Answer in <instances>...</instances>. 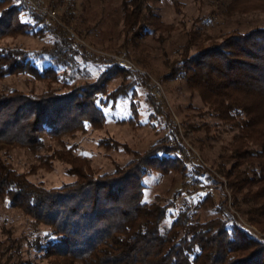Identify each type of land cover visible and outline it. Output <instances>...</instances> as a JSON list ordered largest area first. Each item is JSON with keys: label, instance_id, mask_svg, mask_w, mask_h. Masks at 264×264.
Here are the masks:
<instances>
[{"label": "trees", "instance_id": "trees-1", "mask_svg": "<svg viewBox=\"0 0 264 264\" xmlns=\"http://www.w3.org/2000/svg\"><path fill=\"white\" fill-rule=\"evenodd\" d=\"M44 1L50 8L65 3ZM151 2L158 0H120L122 31L131 39L159 23ZM238 2L264 8V0H232ZM26 11L29 17L23 20ZM62 23L77 37L91 30L81 15L71 13ZM22 35L52 37L40 49L5 43L8 37ZM219 39L188 42L162 79H184L208 114L233 132L218 167L227 180L234 213L216 203L210 191L193 206L187 196L178 201L181 194L191 198L200 189L192 186L175 191L170 199L157 194L144 200V181L151 173L170 175L171 187L183 177L196 185L202 175L219 183L205 168L190 164L191 152L176 126L143 152L100 142L130 155L109 171L100 173L91 159L75 155V145L68 144L67 137L85 132L87 126H103L102 105L146 82L137 83L113 58L87 55L64 27L51 24L23 0H0V204L48 229L44 237L28 240L15 237L12 226L2 225L0 264H28L22 255L31 250L40 251L49 264H264V243L244 231L237 216H245L264 233V26L233 29ZM192 46L195 52L189 54ZM89 61L103 68L93 80L77 81L81 64ZM18 75L44 82V90L1 86L7 76ZM116 78L121 84L109 91L108 84ZM148 102L152 117H161L157 98L153 95ZM136 107L131 104V116L118 123L134 125ZM191 132L184 129L187 137ZM19 150L30 153L34 161L24 172L11 162L12 153ZM54 161L67 164L74 180L48 188L29 179L39 167L51 169ZM201 207L222 217H192Z\"/></svg>", "mask_w": 264, "mask_h": 264}, {"label": "rangeland", "instance_id": "rangeland-1", "mask_svg": "<svg viewBox=\"0 0 264 264\" xmlns=\"http://www.w3.org/2000/svg\"><path fill=\"white\" fill-rule=\"evenodd\" d=\"M152 6L153 14L159 22L154 25L156 27L161 25L164 28L157 30L151 25L147 33L134 40L131 39V35H125L122 31L120 0H72L68 11L64 12L63 6L58 8L61 22L72 13L76 17L83 16L86 24L91 26L87 35L84 33L82 37H77L72 30H68L67 33L65 31L66 35L70 37L72 34L73 39L83 44L87 55H93L94 58H113L122 54L144 72L142 80L146 82L145 87L137 84L138 86L126 95H119L114 101L102 105L104 125L95 128L87 126L85 132L79 131L71 136L72 138L67 137L68 144L75 145L73 150L75 155L91 159L93 167L102 173L112 170L115 164L126 162L130 155L122 148L105 147L100 142L113 141L120 146H128L131 150L143 152L160 140L171 127L176 126L185 146L191 152L190 164L205 168L219 179V183L214 184L206 175H202L196 185H192L190 177L188 179L183 177L171 187L170 175L151 173L144 181V200L151 201L157 194L170 199L175 191L184 188L187 191L192 186L200 189L191 198L184 193L181 194L178 201L187 196L193 206L197 198L201 199L210 191L216 203L221 204L228 213H234L230 206L232 198L227 180L219 174L218 167L220 158L228 152L233 132L223 129L219 121L208 114L198 94L187 87L184 79L164 80L162 76L167 75L175 66V61L181 57L184 47L191 40L197 42V45L207 38H217L220 41L221 35L230 30L247 31L255 26H264V8L250 6L248 8L240 3L233 4L232 0H158ZM27 12L21 14L23 20L28 19ZM51 37L22 35L16 38L8 37L5 43L21 45L27 49H40L50 44ZM124 43L126 46L122 48ZM194 52L195 48L190 47L189 54ZM102 68L103 65L90 61L83 63L76 74V80H93ZM128 71L133 77L132 71ZM119 84L120 78L112 80L108 84V90L113 91ZM1 86L23 91L32 89L39 93L44 90L45 83L29 75H18L7 76ZM152 86L159 87V96L154 93ZM152 94L160 102V110L163 113L161 117H152L153 108L148 102L150 97H153ZM131 104L137 105L138 115L135 124L132 126L119 124V120L131 116ZM186 128L192 131L188 137L184 135ZM11 162L19 171L24 172L34 161L30 153L19 150L12 153ZM67 169V164L54 161L51 169L39 167L29 179L34 183H43L48 188L58 187L74 180L75 176L69 174ZM193 216L207 220L221 215L201 207L195 210ZM237 216L242 229L264 243V233L249 223L245 216L241 214ZM169 222L170 219L167 218L166 224ZM2 225L5 228L12 226L15 237H26L28 240L36 236L44 237L48 233L47 227L34 224L32 219L21 211L9 208L5 204H0V240L5 238ZM23 244L25 247L26 242ZM40 255V251L31 250L23 252L22 256L28 264H49L47 259L41 258Z\"/></svg>", "mask_w": 264, "mask_h": 264}, {"label": "built area", "instance_id": "built-area-1", "mask_svg": "<svg viewBox=\"0 0 264 264\" xmlns=\"http://www.w3.org/2000/svg\"><path fill=\"white\" fill-rule=\"evenodd\" d=\"M24 3L35 13L40 14V15H44L46 16V18L51 22V23H55V25H60L62 27H64V30L67 31L70 30L68 28H66L63 23L61 22L60 18H59V10L58 8H50L46 2L44 0H23ZM71 1L72 0H65V3L63 5V11L66 12L69 9V6L71 5ZM72 32V31H71ZM74 34V33H73ZM71 38H73L74 36L71 34L70 36ZM116 64L128 69L130 71H132L133 74V78L137 81V82H141L142 77H144V72L142 70H140L139 68L136 67V65L134 64V62L126 59L122 54L121 55H117L115 57H113ZM156 86V84H154ZM153 87L154 93L159 96V87Z\"/></svg>", "mask_w": 264, "mask_h": 264}]
</instances>
